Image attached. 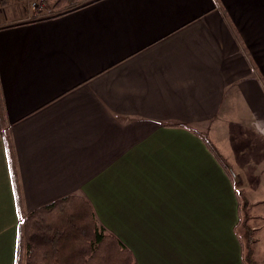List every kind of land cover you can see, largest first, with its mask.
Returning a JSON list of instances; mask_svg holds the SVG:
<instances>
[{"label":"crops","instance_id":"1","mask_svg":"<svg viewBox=\"0 0 264 264\" xmlns=\"http://www.w3.org/2000/svg\"><path fill=\"white\" fill-rule=\"evenodd\" d=\"M20 3L0 11V264L28 215L67 197L137 264H243L239 187L264 234V0H99L32 21Z\"/></svg>","mask_w":264,"mask_h":264},{"label":"trees","instance_id":"2","mask_svg":"<svg viewBox=\"0 0 264 264\" xmlns=\"http://www.w3.org/2000/svg\"><path fill=\"white\" fill-rule=\"evenodd\" d=\"M71 1L59 0L55 6L69 5ZM96 1L99 0H91L65 12ZM199 135L225 170L234 177L227 160L203 134ZM233 180L239 187L235 178ZM237 196L240 201V219L236 229H243L242 237H238L242 246V261L243 264H259L253 255L256 239L249 225L251 204L240 187ZM21 251L25 253V264H137L132 250L114 234L99 226L91 205L75 197L61 199L30 213L24 221L19 239V260Z\"/></svg>","mask_w":264,"mask_h":264},{"label":"rangeland","instance_id":"3","mask_svg":"<svg viewBox=\"0 0 264 264\" xmlns=\"http://www.w3.org/2000/svg\"><path fill=\"white\" fill-rule=\"evenodd\" d=\"M90 1L91 0H73L70 2L69 5L64 4V5L55 7L57 0H54V2L49 5L50 9L48 10V12L52 13V16L57 15L60 13L59 12L60 9L61 11H64V10L66 11L69 8L78 7V6L89 3ZM3 10H5V13L8 16H11L12 14H18L21 11H23V7L20 2H17L16 0H10L8 7L5 4L0 6V11H3ZM252 206L254 207V204L251 205L252 209L250 208V211H249L250 216H251V219L249 220V225L253 228L254 237L256 239L255 245L253 246V251H254L253 255L259 264H264V252H263L264 251V234H263L262 228L259 227L260 229H257V227L260 226V223H258L260 220L255 218V212L253 211ZM237 232H238V237H242L243 229L238 227ZM6 262L9 263L10 261H6ZM15 264H25L24 251L20 252V260L18 259V255H17V261Z\"/></svg>","mask_w":264,"mask_h":264},{"label":"built area","instance_id":"4","mask_svg":"<svg viewBox=\"0 0 264 264\" xmlns=\"http://www.w3.org/2000/svg\"><path fill=\"white\" fill-rule=\"evenodd\" d=\"M6 1H10V0H0V5ZM16 1L22 2L26 7V11L28 12V17L26 20L32 21L38 19L51 18L52 16V13H49L48 10L50 9L49 5L52 4L54 0H16Z\"/></svg>","mask_w":264,"mask_h":264}]
</instances>
